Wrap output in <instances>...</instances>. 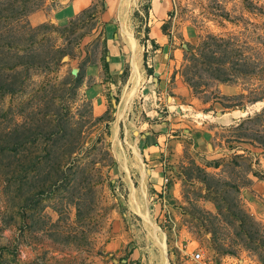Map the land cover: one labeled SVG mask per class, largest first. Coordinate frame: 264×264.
<instances>
[{
  "label": "rangeland",
  "instance_id": "374dc122",
  "mask_svg": "<svg viewBox=\"0 0 264 264\" xmlns=\"http://www.w3.org/2000/svg\"><path fill=\"white\" fill-rule=\"evenodd\" d=\"M68 1L0 0V264H264V0Z\"/></svg>",
  "mask_w": 264,
  "mask_h": 264
},
{
  "label": "crops",
  "instance_id": "0c3cea01",
  "mask_svg": "<svg viewBox=\"0 0 264 264\" xmlns=\"http://www.w3.org/2000/svg\"><path fill=\"white\" fill-rule=\"evenodd\" d=\"M87 5L86 0H70L67 3L61 5L60 7H58L57 9H55L53 11V17L52 20L57 23V24H64L70 17L74 16L75 14H77L78 12H80L81 10H83ZM150 6L152 7V10H157V11H162L163 9L167 8V4L164 3H160V1L158 0L157 2L155 0H151L150 2ZM166 10V9H165ZM156 19L154 18V21ZM30 21L33 23H38L40 21H42V16L41 14H32L30 16ZM155 25V24H154ZM156 27V26H155ZM153 33V26L150 29V33ZM153 35V34H152ZM152 38H150L151 40H153L154 38L156 39V42L158 41H164L163 39V34L158 32V30L155 31V34L153 36H151ZM155 42V41H154ZM153 55H152V66L150 67H154V60H155V52L153 51ZM141 58L140 60L143 61V55L141 54ZM122 61H123V57H119L118 55H112L111 57V61H110V67H112L114 69V72L120 73L121 72V66H122ZM143 65V64H142ZM144 66V65H143ZM154 73V72H153ZM164 81H160V83H163ZM165 83V82H164ZM147 84V83H146ZM148 85V84H147ZM146 85V86H147ZM159 99H161V97L159 96ZM230 114V113H234L233 110H231L230 112H226V114ZM167 118V117H166ZM164 118V121L165 119ZM232 120V118H230V121ZM164 126L167 125V123L163 124Z\"/></svg>",
  "mask_w": 264,
  "mask_h": 264
},
{
  "label": "built area",
  "instance_id": "2783aa9c",
  "mask_svg": "<svg viewBox=\"0 0 264 264\" xmlns=\"http://www.w3.org/2000/svg\"><path fill=\"white\" fill-rule=\"evenodd\" d=\"M166 183H167V179L165 178L164 179V182H163V185H162V190L163 192H165V189H166ZM162 217H163V222L165 223H168V222H172L171 220V217H170V214H169V211L168 210H163V214H162ZM185 254H188L189 257H190V260L196 264H205L206 261L202 255V253L199 251V250H194V251H190V252H187V247H181L180 248Z\"/></svg>",
  "mask_w": 264,
  "mask_h": 264
},
{
  "label": "trees",
  "instance_id": "16d2710c",
  "mask_svg": "<svg viewBox=\"0 0 264 264\" xmlns=\"http://www.w3.org/2000/svg\"><path fill=\"white\" fill-rule=\"evenodd\" d=\"M145 32L147 35V33H148L147 27L145 28ZM151 41H152V43L154 42L153 40H151ZM143 65H144V68L148 74H153V68L147 65V54H146V52L143 53Z\"/></svg>",
  "mask_w": 264,
  "mask_h": 264
}]
</instances>
